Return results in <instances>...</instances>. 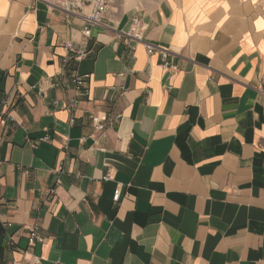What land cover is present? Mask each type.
Wrapping results in <instances>:
<instances>
[{
	"label": "crops",
	"instance_id": "obj_1",
	"mask_svg": "<svg viewBox=\"0 0 264 264\" xmlns=\"http://www.w3.org/2000/svg\"><path fill=\"white\" fill-rule=\"evenodd\" d=\"M117 2L0 0V264H264V0Z\"/></svg>",
	"mask_w": 264,
	"mask_h": 264
},
{
	"label": "built area",
	"instance_id": "obj_2",
	"mask_svg": "<svg viewBox=\"0 0 264 264\" xmlns=\"http://www.w3.org/2000/svg\"><path fill=\"white\" fill-rule=\"evenodd\" d=\"M50 4L56 6L58 9L67 13L68 15H76L84 20L85 30L88 31L90 28L99 26L106 19L109 12L111 11L115 0H48ZM144 29L141 26V21L139 16H135L131 19L128 31L125 33L131 38L136 39L137 41L143 40ZM66 47L69 51L72 50L71 43H67ZM147 51L149 54H152L155 51V46L151 44H146ZM161 56L163 59V66L167 69L176 70L169 60V52L161 51ZM78 60L82 59V54L77 57ZM88 76H82L79 73L75 72L72 75L71 83L74 88L80 91L84 96H89V87H88ZM263 85H264V75H263ZM75 103H73L74 105ZM71 123H74V120H71ZM93 123L95 125L96 131L102 133L105 132L106 125L105 120L98 117L93 118ZM63 168L59 167L58 172H62ZM55 190H50V195L54 194ZM122 191L118 187L114 193L113 201L114 203H119L121 200ZM29 244L33 245L36 242H44V238L41 237L38 233V227L35 226L31 229L28 234Z\"/></svg>",
	"mask_w": 264,
	"mask_h": 264
},
{
	"label": "rangeland",
	"instance_id": "obj_3",
	"mask_svg": "<svg viewBox=\"0 0 264 264\" xmlns=\"http://www.w3.org/2000/svg\"><path fill=\"white\" fill-rule=\"evenodd\" d=\"M124 2L125 0H118V7L124 6ZM160 2L161 0H138L136 7L132 8L131 10L134 11L133 13L141 14L146 10H151L155 8L156 5Z\"/></svg>",
	"mask_w": 264,
	"mask_h": 264
}]
</instances>
